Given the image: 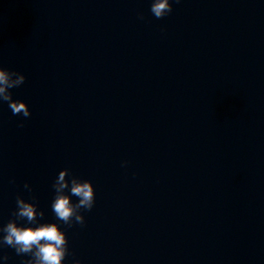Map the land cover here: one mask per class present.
I'll return each instance as SVG.
<instances>
[{
  "label": "water",
  "instance_id": "water-1",
  "mask_svg": "<svg viewBox=\"0 0 264 264\" xmlns=\"http://www.w3.org/2000/svg\"><path fill=\"white\" fill-rule=\"evenodd\" d=\"M149 9L0 0V68L31 111L0 101V228L23 199L65 228L62 264H264V0ZM61 171L72 203L71 179L94 185L82 225L51 210Z\"/></svg>",
  "mask_w": 264,
  "mask_h": 264
},
{
  "label": "clouds",
  "instance_id": "clouds-1",
  "mask_svg": "<svg viewBox=\"0 0 264 264\" xmlns=\"http://www.w3.org/2000/svg\"><path fill=\"white\" fill-rule=\"evenodd\" d=\"M175 2L180 3V0H175ZM149 10L157 19L165 17L172 11V0H150ZM11 77L12 73L7 69L0 68V101L7 102L13 115L21 114L23 117H29L31 115L29 106L23 100H13L9 91L13 87L20 86L25 77L18 75L14 80ZM20 126H23L22 122ZM64 176L65 172L61 171L56 181L57 195L51 203V210L56 220L63 222L68 227H71L73 218L75 223L82 225L84 216L78 213L81 209L87 211L93 208L95 203L94 185L90 180L71 179V196L79 198L77 203H72L69 195L61 194V190L68 183ZM15 215L23 219L24 224H18L14 220L4 224L0 228V232L3 233L0 236V248L9 246L15 250L17 255H29L31 258L27 264H62L68 254L65 228L58 223H39L37 209L32 203L23 199L16 201ZM4 259H7V256L0 255V261ZM73 264H81V261L74 259Z\"/></svg>",
  "mask_w": 264,
  "mask_h": 264
}]
</instances>
